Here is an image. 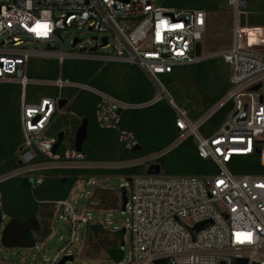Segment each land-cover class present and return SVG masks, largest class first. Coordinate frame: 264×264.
Here are the masks:
<instances>
[{
  "label": "built area",
  "instance_id": "obj_1",
  "mask_svg": "<svg viewBox=\"0 0 264 264\" xmlns=\"http://www.w3.org/2000/svg\"><path fill=\"white\" fill-rule=\"evenodd\" d=\"M228 5L234 12L231 45L214 53H206L202 47V54L197 55L196 44L202 42L207 29L208 12L203 9L165 6L158 0H0V83L21 87L24 138L17 153L18 164L19 160L22 163L0 173V184L16 177H31L34 190L56 169H122L138 165L147 169L191 139L199 155L213 161L218 172L171 176L161 170L157 174L124 176L121 185L129 194L125 229L130 235L131 250L127 261L116 264H238V259L245 264H264V174H236L229 166L240 155H257L264 166V90H250L257 83L264 84V25L248 22L246 0H228ZM84 26L96 32L95 43L86 48L76 36L72 48L79 46L81 50L66 52L64 33ZM76 38L79 41L74 45ZM33 42L46 45L30 46ZM96 45L98 49L92 51ZM105 47L111 48L107 54L98 52ZM217 56L231 68V86L216 103L194 117L190 107L176 100L164 78L176 67ZM32 58H53L61 65L66 59L135 64L146 73L155 93L147 101L130 102L90 83L64 78L61 73L50 80L34 78L28 74ZM30 85L51 86L59 93L30 102ZM64 88L96 95L98 125L115 130L125 149L139 143L133 131L122 128V111L160 101H166L175 111L177 138L161 151L126 160L92 161L65 140L64 147L61 144L54 150L58 134L48 132L70 102L61 94ZM64 98L68 103L61 108L60 100ZM224 107L228 109L222 125L213 134H204L202 126ZM95 177L89 176L94 188L86 192L84 204L68 198L54 200V219L64 220L69 234L54 256L45 258L49 264H59L64 256L74 255L87 225H104L90 212L104 210L93 199L98 187ZM122 197L121 191V201ZM7 217L3 211V220ZM203 221L212 223L194 233L193 228ZM110 229L119 230L116 226ZM238 234H250V240ZM49 235L53 236L52 231ZM35 247L40 249L41 244ZM71 262L67 260L66 264Z\"/></svg>",
  "mask_w": 264,
  "mask_h": 264
},
{
  "label": "trees",
  "instance_id": "obj_2",
  "mask_svg": "<svg viewBox=\"0 0 264 264\" xmlns=\"http://www.w3.org/2000/svg\"><path fill=\"white\" fill-rule=\"evenodd\" d=\"M165 6L179 8H197L208 13L223 10L228 0H158ZM247 19L251 24L264 25V0H246ZM245 19V18H244ZM74 81L87 82L120 99L130 102H143L154 96L155 90L146 73L135 64L104 63L93 60L66 59L61 65L53 58H32L28 74L34 78L55 79L59 75ZM231 68L221 56L211 57L193 65L176 67L165 76V81L176 100L192 109L194 117L216 103L230 88ZM58 89L47 85H30L27 99L30 102L39 100L45 95H57ZM62 96L71 104L68 111L59 114L49 130L50 135L63 131L64 140L74 146L76 128L82 119L89 121V135L83 144V152L92 161L126 160L139 158L170 146L177 138L176 115L173 108L160 101L140 109H127L121 113V126L135 133L140 149H125L118 141V134L113 129L101 128L95 117L97 96L91 92L79 91L76 88H64ZM264 97V96H263ZM21 87L15 83H0V173L7 172L18 164L17 153L23 144V133L20 122ZM227 107L214 114L203 126L202 131L211 135L224 122ZM65 145L62 144V147ZM61 147V148H62ZM41 160L45 158H40ZM166 175H210L218 172L217 165L202 158L191 139L179 144L157 160ZM236 174H264L257 155L236 156L230 163ZM144 165L122 169L90 168L51 170L43 185L50 189L42 197H37L31 177H16L0 184V201L2 209L10 217L26 221L31 216L39 219L41 231L31 232L28 242H43L52 231L54 219V200L67 198L73 184L82 176L143 175ZM63 177H67L63 181ZM109 187L98 186L93 199L98 200L101 209H115L120 198L110 191ZM39 196V195H38ZM107 227L101 223L85 227L83 240L93 241L99 238L98 249H104L115 264L124 259L125 232H115V239L102 238L101 232ZM89 256V255H88ZM1 264V263H0Z\"/></svg>",
  "mask_w": 264,
  "mask_h": 264
},
{
  "label": "rangeland",
  "instance_id": "obj_3",
  "mask_svg": "<svg viewBox=\"0 0 264 264\" xmlns=\"http://www.w3.org/2000/svg\"><path fill=\"white\" fill-rule=\"evenodd\" d=\"M233 23H234V12L231 7L227 4L223 10L208 13L207 18V29L206 34L202 40L204 52L214 53L229 48L233 39ZM96 32L88 29L87 27L73 28L67 30L64 33V49L66 52L80 51L81 47L77 46L72 48V40L79 36L82 39L84 47L89 48L95 43L93 37ZM1 40V39H0ZM30 46L44 47L46 44L42 42H33ZM111 50L110 47L100 48L99 53L107 54ZM71 101L68 105L59 112L61 114L68 111ZM97 184L100 187H109L110 191L118 197L120 192L124 190L121 185L125 181L124 176L121 175H108V176H97L95 177ZM94 188L89 183V176L82 175L73 184L68 199L70 201H78L81 204L85 203L86 192L91 191ZM50 189V186H41L37 191V197H42ZM82 194V195H81ZM39 195V196H38ZM127 197L129 194L127 193ZM128 202V201H127ZM127 204V203H126ZM92 216L100 220L106 227V232H101L99 236L104 238L108 236L109 239H115V232L111 230L112 227H118L119 230H124L127 224V214L123 209V197L120 200L119 206L115 209H104L100 212H96L94 209L90 210ZM111 213V214H108ZM11 217L8 216L2 223L0 229V241L2 236V229L9 221ZM109 227V228H108ZM53 236L48 235L41 244V248L36 247H14L6 248L3 244H0V260H3L2 264H49L45 261V258H52L54 254L64 245L69 234L68 225L64 220H57V217L53 219L52 225ZM63 235L64 239L60 236ZM95 238L93 241L81 240L76 252L74 253V260L71 264H115L109 259L107 252L104 249H98V240ZM131 241L130 235L127 231L125 233V247H124V259L127 261L130 258ZM89 255V256H88Z\"/></svg>",
  "mask_w": 264,
  "mask_h": 264
},
{
  "label": "water",
  "instance_id": "obj_4",
  "mask_svg": "<svg viewBox=\"0 0 264 264\" xmlns=\"http://www.w3.org/2000/svg\"><path fill=\"white\" fill-rule=\"evenodd\" d=\"M122 2H128L130 0H119ZM104 45L107 44V38L105 37L104 39ZM79 41L78 38L75 39L74 45ZM98 45L94 46L91 48L92 51H96L98 49ZM202 47L203 43L202 42H197L196 44V53L197 55L202 54ZM52 49H55V47H51ZM251 91H263L264 90V84L262 82L255 84L250 88ZM261 100H263V96H261ZM68 103V99H61L60 100V107H64ZM121 112V111H120ZM88 125L89 121L88 118L85 117L82 119L81 123L79 126L76 128L75 131V136H74V145L75 147L79 150H83V144L87 140L89 131H88ZM64 132L61 131L58 133V141L54 145V150H56L63 142L64 140ZM142 146L141 144L136 145L133 150L140 149ZM22 161L19 160V164H21ZM162 170L160 163H152L148 166L146 169V172L148 174H157L160 173ZM67 177H63V181L66 180ZM128 201L127 197V191L126 188L123 190V209L125 210V205ZM3 209L0 208V229L2 228V223H3ZM212 221H203L200 222L196 225V227L193 228L194 233H197L199 229L205 228L208 225H210ZM42 226L40 224V221L37 217L31 216L28 218L26 221H21L17 217H11L9 221L6 223V225L2 229V236H1V243L3 244L4 247L6 248H14V247H35L36 242H27L29 234L31 232L35 231H41ZM124 232L126 233V229L124 228ZM50 232H45L46 235H49ZM123 247H125V241L123 242ZM73 261L74 260V255H66L64 256L59 264H66V261ZM238 264H245V261L242 259L237 260Z\"/></svg>",
  "mask_w": 264,
  "mask_h": 264
},
{
  "label": "snow or ice",
  "instance_id": "obj_5",
  "mask_svg": "<svg viewBox=\"0 0 264 264\" xmlns=\"http://www.w3.org/2000/svg\"><path fill=\"white\" fill-rule=\"evenodd\" d=\"M238 235L245 236L247 239H249V240H250V234H238Z\"/></svg>",
  "mask_w": 264,
  "mask_h": 264
},
{
  "label": "flooded vegetation",
  "instance_id": "obj_6",
  "mask_svg": "<svg viewBox=\"0 0 264 264\" xmlns=\"http://www.w3.org/2000/svg\"><path fill=\"white\" fill-rule=\"evenodd\" d=\"M28 239H29V237H28ZM27 242H28V240H27Z\"/></svg>",
  "mask_w": 264,
  "mask_h": 264
}]
</instances>
